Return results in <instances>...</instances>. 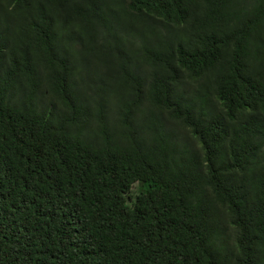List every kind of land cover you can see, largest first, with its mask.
Wrapping results in <instances>:
<instances>
[{
    "label": "trees",
    "instance_id": "16d2710c",
    "mask_svg": "<svg viewBox=\"0 0 264 264\" xmlns=\"http://www.w3.org/2000/svg\"><path fill=\"white\" fill-rule=\"evenodd\" d=\"M0 264H264V0H0Z\"/></svg>",
    "mask_w": 264,
    "mask_h": 264
},
{
    "label": "rangeland",
    "instance_id": "374dc122",
    "mask_svg": "<svg viewBox=\"0 0 264 264\" xmlns=\"http://www.w3.org/2000/svg\"><path fill=\"white\" fill-rule=\"evenodd\" d=\"M136 189H137V185L134 186V189L132 190L133 193L136 192Z\"/></svg>",
    "mask_w": 264,
    "mask_h": 264
},
{
    "label": "bare ground",
    "instance_id": "6f19581e",
    "mask_svg": "<svg viewBox=\"0 0 264 264\" xmlns=\"http://www.w3.org/2000/svg\"><path fill=\"white\" fill-rule=\"evenodd\" d=\"M138 122V121H137Z\"/></svg>",
    "mask_w": 264,
    "mask_h": 264
}]
</instances>
